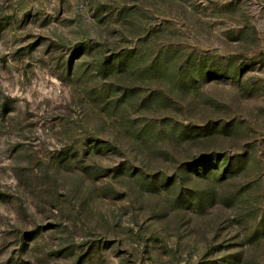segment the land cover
I'll return each mask as SVG.
<instances>
[{
  "label": "rangeland",
  "instance_id": "374dc122",
  "mask_svg": "<svg viewBox=\"0 0 264 264\" xmlns=\"http://www.w3.org/2000/svg\"><path fill=\"white\" fill-rule=\"evenodd\" d=\"M0 264H264V0H0Z\"/></svg>",
  "mask_w": 264,
  "mask_h": 264
}]
</instances>
